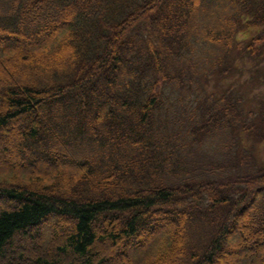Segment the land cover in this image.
<instances>
[{
	"label": "trees",
	"instance_id": "1",
	"mask_svg": "<svg viewBox=\"0 0 264 264\" xmlns=\"http://www.w3.org/2000/svg\"><path fill=\"white\" fill-rule=\"evenodd\" d=\"M52 1L59 17L38 20L31 57L0 44V67L15 78L24 62L37 80L0 89V128L16 125L24 153L0 165V264H214L223 248L264 264L240 250L264 252V162L250 146L264 141V0H0V40L33 39L21 24ZM126 245L140 260H108Z\"/></svg>",
	"mask_w": 264,
	"mask_h": 264
},
{
	"label": "rangeland",
	"instance_id": "2",
	"mask_svg": "<svg viewBox=\"0 0 264 264\" xmlns=\"http://www.w3.org/2000/svg\"><path fill=\"white\" fill-rule=\"evenodd\" d=\"M4 1V0H2ZM59 4L56 1H52L49 2L48 4L42 6L40 8V11L38 12H31L28 11V16L26 18V20L24 21V23L21 24L22 28H24V30L28 33H35L39 27L41 26L40 24H36L38 22V20H42V22H44L43 24H48L49 22H52L53 20H56L59 17ZM10 19V15L8 13V11L5 9L2 12H0V22H8ZM196 21L199 24H206L209 23L210 21H204L202 19V14H198V16L196 17ZM257 28H254L252 30V32L249 33V37L253 34H256ZM247 36V37H248ZM241 37V36H240ZM41 41V37H39L38 35L36 36L34 34V38L33 39H24L21 41H16V40H6V41H1L0 40V44L3 43H8V44H15L23 47L24 51L26 53V51H31L33 49V45L35 41ZM28 54L30 55V53L28 52ZM31 57V55H30ZM26 64L24 62L21 61H14L10 64V69L11 71L14 73L15 78H13L11 76V74L9 73V71L6 69L5 65H1L0 67V89L1 88H13V87H19L26 84L27 86H32L34 87V85L36 84V81L34 79L33 76V72L32 70L29 68V72L27 73L26 71ZM254 86L258 89L257 92H262V96H264V85L259 83H255ZM1 94V92H0ZM249 97L247 98L245 95H243L244 98H246L247 100L245 101L246 104H250L249 100L251 98L250 95H248ZM2 97H0V114L5 113L6 111H8L7 105L5 104L4 100H1ZM16 125L14 124H9L7 126V128H0V165L6 166L7 168H9L10 166H20L21 164H23L24 162V153L23 151L20 149V143L17 140L18 136L15 132V127ZM246 144H249L248 142H246ZM250 146L254 147L255 150V154H257L256 156L258 157L259 161L264 162V141L263 142H257L254 143ZM83 152H79V151H74L73 153H69L67 155H64V161H72L77 159V157L79 155H82ZM30 168H33L30 166ZM27 167V169H23L24 174L28 173L29 175L30 172L32 170H36L38 172H43L42 167L41 169H30ZM23 172H18L19 176L24 175L21 174ZM17 173V171H16ZM255 219V218H254ZM95 229L97 228V230L100 233H105L107 230L113 229V226L111 224H108V222H102L100 221H96L94 224ZM71 226V225H70ZM52 223L48 222V221H44V224L42 225V233L40 235H37V243L42 242L48 235V233H50V231L52 230ZM252 225H251V229H252ZM73 230V229H71ZM184 230H185V236L188 234V232H190V226L187 224L184 226ZM248 237V235L244 234L242 229H240L239 233H237V235H234L229 242L226 241L227 247H231L232 244H234L235 242L239 241L241 238H243L244 240H246V238ZM17 244L21 247V245H25V246H29L30 243L29 241H27L25 238L18 236L17 237ZM21 244V245H20ZM189 244H186V246ZM252 247V246H251ZM249 243H244V245H242L241 247V251L244 252L246 254L245 259L249 260V258H251L252 256L256 255L259 259H262L261 262H264V252L262 254H260V252L258 251V248H256L257 246L255 245L254 247L251 248ZM40 246L38 245L37 248H35L33 250V254L37 255V252L39 251ZM239 249V248H238ZM128 251V252H127ZM229 249L228 248H223L221 252L215 254L214 257V263L216 264H234L232 262H228L227 261V253H228ZM54 252V248H52L48 255H51ZM128 253L131 254V257L134 259V261H138L140 260V258L142 257V252L140 250H136L133 249V247H128L127 245L123 247L122 251L120 250L118 252V250L114 249L111 250L110 253H108V260L112 261V260H116V259H120V256H124V253ZM133 252V253H132ZM122 253V254H121ZM235 253H238V251H235ZM36 256V257H37ZM182 260L181 258H177V259H171L167 264H176L177 261ZM183 260H185V257H183ZM186 261V260H185ZM33 261L29 258L26 257H18L13 261H9L8 264H12V263H16V264H33ZM240 264V263H239ZM242 264V263H241Z\"/></svg>",
	"mask_w": 264,
	"mask_h": 264
},
{
	"label": "bare ground",
	"instance_id": "3",
	"mask_svg": "<svg viewBox=\"0 0 264 264\" xmlns=\"http://www.w3.org/2000/svg\"><path fill=\"white\" fill-rule=\"evenodd\" d=\"M215 264V263H214ZM217 264V263H216Z\"/></svg>",
	"mask_w": 264,
	"mask_h": 264
}]
</instances>
